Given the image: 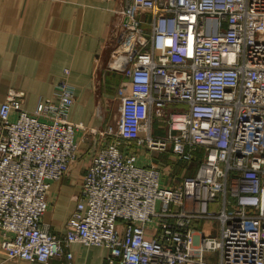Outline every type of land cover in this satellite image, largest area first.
I'll return each mask as SVG.
<instances>
[{
	"label": "built area",
	"instance_id": "2783aa9c",
	"mask_svg": "<svg viewBox=\"0 0 264 264\" xmlns=\"http://www.w3.org/2000/svg\"><path fill=\"white\" fill-rule=\"evenodd\" d=\"M117 13L108 67L130 90L116 127L68 119L69 68L33 110L16 87L0 102V253L49 264L77 242L104 246L107 264H264V0H122ZM77 131L101 142L58 236L41 217ZM143 147L169 151V170L182 161L179 182L162 184L164 163H139ZM196 220L219 233L195 236Z\"/></svg>",
	"mask_w": 264,
	"mask_h": 264
},
{
	"label": "crops",
	"instance_id": "0c3cea01",
	"mask_svg": "<svg viewBox=\"0 0 264 264\" xmlns=\"http://www.w3.org/2000/svg\"><path fill=\"white\" fill-rule=\"evenodd\" d=\"M121 7L122 0H0V102L9 88L16 87L24 91L23 105L33 110L38 101L52 99L63 69L69 68L67 79L75 100L68 119L82 122L88 129L116 127L120 100L130 90L127 77L108 67L117 42V10ZM77 140V158L63 177L51 182L49 207L41 217L58 236L65 233L82 176L101 142L90 131H77ZM170 157L169 151L160 153L143 147L138 162L159 166L164 163L167 171L161 182L169 186L179 182L184 167L177 162L169 170ZM195 168L191 164L187 172L193 173ZM219 225L215 220H196L193 232L195 236L217 235ZM145 232L147 237L155 235L154 224ZM65 251L72 252V256L52 257L49 264H107V249L102 245L74 242ZM204 256L214 263L220 258L217 250L207 251ZM3 257L0 253V264H32Z\"/></svg>",
	"mask_w": 264,
	"mask_h": 264
},
{
	"label": "rangeland",
	"instance_id": "374dc122",
	"mask_svg": "<svg viewBox=\"0 0 264 264\" xmlns=\"http://www.w3.org/2000/svg\"><path fill=\"white\" fill-rule=\"evenodd\" d=\"M196 153H198V154L202 153V149L199 148L198 151H197ZM181 162H182V161H179L178 163H181ZM193 165L196 166L195 163H193Z\"/></svg>",
	"mask_w": 264,
	"mask_h": 264
}]
</instances>
